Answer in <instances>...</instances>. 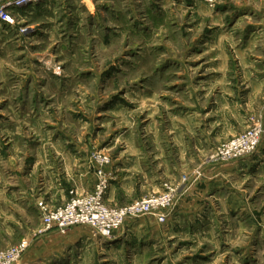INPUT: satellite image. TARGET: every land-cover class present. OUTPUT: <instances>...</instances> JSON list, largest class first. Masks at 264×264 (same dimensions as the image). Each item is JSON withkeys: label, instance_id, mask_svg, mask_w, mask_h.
<instances>
[{"label": "rangeland", "instance_id": "374dc122", "mask_svg": "<svg viewBox=\"0 0 264 264\" xmlns=\"http://www.w3.org/2000/svg\"><path fill=\"white\" fill-rule=\"evenodd\" d=\"M50 2L0 23V150L7 128L30 146L47 132L82 145L96 184L95 156L108 158V206L172 190L177 200L168 222L136 218L117 241L46 230L39 204H52L21 198L0 161V251L73 229L66 255L27 264H264V159L236 162L232 175L207 168L264 118V0ZM20 98L35 103L12 107L20 117L7 122L6 104ZM191 180L193 194L179 198Z\"/></svg>", "mask_w": 264, "mask_h": 264}, {"label": "crops", "instance_id": "0c3cea01", "mask_svg": "<svg viewBox=\"0 0 264 264\" xmlns=\"http://www.w3.org/2000/svg\"><path fill=\"white\" fill-rule=\"evenodd\" d=\"M51 4L50 0H46L40 3L36 8L40 10L46 8L50 9V7H52ZM23 102H28L29 105V103H35V100H24L21 98L16 99V101L9 100L6 104L7 108H5L4 111L7 110L12 112V115L9 119H6L7 122H18L17 119L20 116L13 111V108L21 106ZM6 120L4 119L5 123ZM5 127V124L1 126L3 129H5ZM239 134L240 133L237 135ZM3 136V139H7L8 142L2 143L3 146L0 150V161L2 163H0L1 165L7 164V166L12 168L13 172H16L18 178L17 184L20 188L19 192L20 195H23L21 198L29 199V203H36L37 198L41 199L47 197L46 199L52 204V207L57 208L65 205L70 200V192H67L69 188H76L79 194H83L84 191L90 192L94 189L96 178L91 175L88 169V163L82 158V145L76 144V146L72 147L59 146L58 143L53 142L51 139L52 136H49L47 132H43V134L42 132H39L38 134L34 132L33 136L31 134L29 135L33 141L38 142L37 145L30 146V144L28 145L29 142L22 145L21 132L17 130L15 131L14 128H7L6 131L3 132ZM254 155L248 157L249 159L254 157L250 162H248V158L239 159L235 162H211L207 165V168L214 170L219 168L222 169L221 171H225L228 175H232L234 169L239 171L236 162H241L239 166L243 163H247L245 165L250 167L253 163H257L264 159V141ZM28 157L33 158L31 162L28 161ZM263 165L264 162H261L259 168ZM243 168L244 167L242 166L241 169ZM27 169L29 173H23ZM37 172H39V174ZM28 180L33 182L27 183ZM113 187H115V184L110 185L106 200L112 198ZM194 190V184L191 180L183 189H181L179 198H183L186 194H193ZM35 196L37 197L35 198ZM55 200L58 204H56L57 202ZM172 216V213H170L166 222L172 219ZM144 217H149L160 222L155 216L145 215L142 218ZM134 220L135 219L132 218L127 219L125 224L115 232L113 239H116V241L122 239L125 232L132 230L133 224L131 223H133ZM77 228L85 230L89 236H92L93 234L92 228L89 226H78ZM77 232V230L72 229L66 237L60 235L57 231L49 232L42 241L32 242L31 245H29L22 259V263H32L40 258L43 262L52 258L63 257L65 252L69 249V246H72V242H70L69 238L73 236V233L76 234ZM101 240L103 241L106 239L101 238Z\"/></svg>", "mask_w": 264, "mask_h": 264}, {"label": "built area", "instance_id": "2783aa9c", "mask_svg": "<svg viewBox=\"0 0 264 264\" xmlns=\"http://www.w3.org/2000/svg\"><path fill=\"white\" fill-rule=\"evenodd\" d=\"M42 0H0V23L14 24L18 9L38 4ZM264 139V118L250 129L219 147L215 160L230 162L243 159L256 153ZM102 165L98 169V182L94 189L85 194H76L65 205L50 209L40 203L41 218L46 230L53 228L65 230L75 226H89L102 238H112L127 219H136L144 215L155 216L160 222H166L175 201V192L153 195L137 200L123 207H110L105 198L109 180L103 169L108 158L96 155ZM29 245L21 243L11 245L0 251V264H23L22 259Z\"/></svg>", "mask_w": 264, "mask_h": 264}]
</instances>
